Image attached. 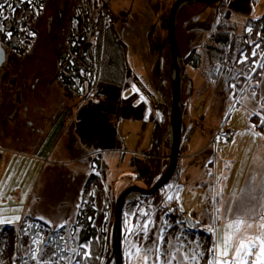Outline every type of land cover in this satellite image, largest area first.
<instances>
[{
  "label": "rangeland",
  "instance_id": "374dc122",
  "mask_svg": "<svg viewBox=\"0 0 264 264\" xmlns=\"http://www.w3.org/2000/svg\"><path fill=\"white\" fill-rule=\"evenodd\" d=\"M81 1L49 0L37 18L31 14L38 33L30 52L21 56L5 48L6 60L0 65V221L10 222H0L3 264H37L32 257L43 248L39 234L47 232L41 226L31 241L28 232L20 230L26 216L46 220L69 242L76 215L91 195L97 210L93 224L102 233L98 234V253L104 239L100 264H107L116 200L130 187L150 188L158 178L155 172L160 163L145 160L144 152L161 158L165 142L153 138L154 126L144 128L143 120L129 116L128 109L144 103L154 109L153 102L164 103L162 93L172 75L168 21L176 0H100L103 23L122 44L130 76L123 87L115 89L96 81L85 92L83 86L71 90L57 78ZM190 4L193 7L185 13L184 8L177 19L183 53L209 42L219 19L215 5ZM228 6L240 22L264 13V0H228ZM9 12L5 9L6 16ZM186 73L184 84L188 80L190 84L184 97L176 170L181 183L179 201L167 195L164 199L159 191L126 203L124 264H144V249H154L147 253L150 262L157 255L163 261L165 253L176 257L173 264L185 254H195L198 264L232 260L241 239L247 243L250 237L264 235V132L252 118L258 112L263 119L264 80L262 91L249 88L237 94L228 91L222 80L208 78L204 67L191 66ZM141 82L148 86L147 92ZM112 88L110 97L108 93L98 96L99 90ZM168 91L171 96V88ZM257 93H261L258 98ZM94 158L101 160L96 172L105 183L104 193L96 181L86 185ZM141 204L151 206L143 208L150 215L136 227L133 213ZM249 220L251 226L246 223ZM222 236L233 245L226 257L222 256ZM47 244L45 264L72 263L73 258L60 255L53 240ZM213 246L215 257L209 252ZM84 247L90 254L88 242ZM243 260L255 264L256 255H244Z\"/></svg>",
  "mask_w": 264,
  "mask_h": 264
},
{
  "label": "trees",
  "instance_id": "16d2710c",
  "mask_svg": "<svg viewBox=\"0 0 264 264\" xmlns=\"http://www.w3.org/2000/svg\"><path fill=\"white\" fill-rule=\"evenodd\" d=\"M48 1L36 0L37 6L42 5L40 14L44 12ZM213 5L217 7L219 19L213 30L211 40L204 46H193L186 53L182 52L183 60L187 65L185 73L191 66L204 67L206 76L216 81L222 80L228 91H235L237 94L243 89L249 88H256L259 92L262 91L264 80V13L259 17H244L243 21L240 22L236 18V12L229 8L228 0H220ZM12 7H16L17 11L13 13L6 5L5 9H9L10 12L6 16V20L1 21L5 24V33L11 31L12 36L7 38L4 34H0V41L7 50H12L22 56L26 52H30V48L35 42L38 32L33 25L32 17L34 16L35 19L38 15L34 14L32 7L27 3L17 6L15 0H12ZM103 19V14L100 12V0L81 1L79 10L74 17L75 24L68 36V50L60 58V70L59 74L57 73V78L63 86L76 91L81 90L83 86L85 92L87 88L91 90L96 81L103 85H112L111 87L115 89L126 84L130 74L123 46L115 38L112 28L105 27ZM31 32H35V35L32 36ZM93 38L96 41H93ZM27 41H30L31 44H28ZM238 60L243 61V63H239ZM141 85L144 86V91L147 92L148 86L143 82L140 83ZM186 85L183 87V100L187 90ZM113 88L109 92L106 91L109 97L112 95ZM169 88H171V82L168 84ZM117 95H119V92ZM256 96L257 98L260 97L261 93H257ZM261 101L264 103V96ZM154 103L164 104L153 102V108ZM150 108L149 103L141 104L138 107L132 106L130 107L131 111L128 109V115L142 118L145 114H148ZM257 113L252 118L257 124V129L264 132V115H262L263 119H259ZM100 166L101 160L94 158L91 166L92 171L89 173L86 185L96 181L98 188L104 193L106 190L105 183L96 172ZM176 173L171 182L160 190L163 191L172 186L176 187V192L172 195L173 200L177 198L181 190L180 184L178 186L172 184ZM166 194L167 192H164L161 196L164 198ZM94 203L95 196L91 195L80 207L72 225L69 242L67 236L59 234L58 228L52 227L46 220L36 216H26L20 228L21 233L28 232V238L33 241L38 236L39 228L43 226L47 233H43L45 235L39 234V237L42 241L45 239L46 242L53 240V245L59 248L60 255H64L66 260L73 258L71 264H100V257L104 252L102 250L104 239L100 241L101 253H98V234L101 232L93 224L97 213ZM144 206L147 209L151 207L147 204H141L138 208L136 206L134 210L136 227L141 222H145L150 215L148 211H143ZM127 217L128 215L124 214L123 237L128 234L124 231V221ZM106 223L107 221L103 223V228L106 227ZM85 242H88L91 246L87 258L82 255L87 253L84 247ZM77 253L81 254L78 255ZM73 254L74 257H72ZM28 258L31 259L30 253L25 256V259L29 261Z\"/></svg>",
  "mask_w": 264,
  "mask_h": 264
},
{
  "label": "water",
  "instance_id": "95a60500",
  "mask_svg": "<svg viewBox=\"0 0 264 264\" xmlns=\"http://www.w3.org/2000/svg\"><path fill=\"white\" fill-rule=\"evenodd\" d=\"M220 0H176L173 4L168 21V44L171 51V125H170V142L171 154L169 164L165 173L150 187L144 188L140 186H133L123 191L116 200V215L113 225V241H112V254L107 264L115 260V264H124V251H123V218L125 212V205L133 193L139 195H153L159 192L164 186L171 182L179 165L180 150L183 137V87L185 82V71L187 65L183 60L182 51L179 47L177 37V15L180 8L189 2H201L204 4H215ZM6 60V49L0 41V65ZM176 73V78H174ZM187 85L190 82H186ZM187 87V86H186ZM191 88V86H190ZM191 224V219H187Z\"/></svg>",
  "mask_w": 264,
  "mask_h": 264
},
{
  "label": "snow or ice",
  "instance_id": "6c2138e0",
  "mask_svg": "<svg viewBox=\"0 0 264 264\" xmlns=\"http://www.w3.org/2000/svg\"><path fill=\"white\" fill-rule=\"evenodd\" d=\"M17 6L22 5L24 3H27L30 7H32V10L35 15L40 14V9H42V5L37 6L36 0H15ZM8 6V8L11 9L13 13L17 11L16 7H12V0H0V21L6 20L5 15V6ZM26 19V16L24 17ZM0 34H4L7 38H11L12 32L8 31L5 33V24L0 23ZM32 36L35 35V32L30 33ZM255 55V53H253ZM247 59V58H245ZM239 63H243V61H239ZM229 212H231V209H228ZM259 218V217H257ZM17 220L20 219V217H16ZM3 223H9L10 221H0ZM240 220H237V223H239ZM246 223L251 226V221H246ZM231 225L226 226L225 231H227ZM147 229H142V231H146ZM34 243H37V241H34ZM159 243V241H157ZM221 243L224 245L222 249V256L226 257L228 250L233 247L231 243L228 242V240L222 236L221 237ZM83 247V246H81ZM49 245L46 241H43V248L36 250L38 252V255L33 256L32 259L37 261V264H45L46 258L49 256ZM258 249V251H257ZM140 251V249H137ZM145 255L142 257L144 264H173L174 261H176V257L165 253L166 259L163 261L161 260L160 256L157 255L155 261L150 262L148 259L147 253H151L154 251V249H144ZM236 255L232 260L223 259L219 262H217L215 259L210 261L209 264H241L244 255H247L248 257H251L253 254L256 255V261L255 264H264V235L261 236H253L250 237L248 242L245 243L243 239L239 241V247L235 249ZM209 252L213 257L216 255V248L213 246L211 249H209ZM52 254H55V251L52 250ZM80 255L81 253H77ZM85 258H87V253H83ZM202 258V256H201ZM186 261H190L191 264H198L197 256L195 254H185L183 257H181L180 261L176 262V264H185ZM0 264H3V261H0ZM23 264V262H22ZM243 264H248L247 260H243Z\"/></svg>",
  "mask_w": 264,
  "mask_h": 264
},
{
  "label": "crops",
  "instance_id": "0c3cea01",
  "mask_svg": "<svg viewBox=\"0 0 264 264\" xmlns=\"http://www.w3.org/2000/svg\"><path fill=\"white\" fill-rule=\"evenodd\" d=\"M192 4L189 3H185L179 10L178 15H180V13L182 12V10L184 9V13L187 10H190L193 6H191ZM178 15H177V19H178ZM108 92V91H107ZM162 98H163V102L164 105L168 106V109L165 110H155L150 108L148 114H145L141 120H143V125L144 128H146L147 124H151L154 126V135L153 138H160L162 141L165 142V146H166V150H164V153L162 155L161 158L155 156V155H151L150 152H148V150H145L144 152V158L145 160H148L150 162H154L156 165H158L159 163V168L158 171H156V177H158L154 183L165 173L168 164H169V158H170V154H171V148L169 146V142H170V125H171V111L169 109L170 107V95H169V91L168 88L164 89V92L162 93ZM170 118V119H169ZM169 127V130H168ZM180 160V159H179ZM93 161V160H92ZM91 161V163H92ZM141 164V163H140ZM178 169H179V165H178ZM180 173L177 174V176L175 177V179L172 181V184H174V186H178V184L181 185V183L178 182V178ZM153 183V184H154ZM152 186V185H150ZM176 188V187H175ZM175 188L169 187L168 189H165L162 191L161 194H163L164 192H167V196H171V200H172V195L176 192ZM172 190V191H170ZM180 193V191H179ZM178 197V196H177ZM176 200V199H175ZM178 201H179V197H178ZM78 214V213H77ZM77 216V215H76Z\"/></svg>",
  "mask_w": 264,
  "mask_h": 264
},
{
  "label": "built area",
  "instance_id": "2783aa9c",
  "mask_svg": "<svg viewBox=\"0 0 264 264\" xmlns=\"http://www.w3.org/2000/svg\"><path fill=\"white\" fill-rule=\"evenodd\" d=\"M141 88H142L143 90H145V88H144L143 85H141ZM106 94H107L106 91H103V90H99V91H98V96H100V97H105ZM154 108L164 110V109H167L168 106H166V105H164V104L154 103ZM249 262H250L249 264H252V261H251V260H250Z\"/></svg>",
  "mask_w": 264,
  "mask_h": 264
},
{
  "label": "bare ground",
  "instance_id": "6f19581e",
  "mask_svg": "<svg viewBox=\"0 0 264 264\" xmlns=\"http://www.w3.org/2000/svg\"><path fill=\"white\" fill-rule=\"evenodd\" d=\"M173 75H174V78H176V73H174ZM139 196H140L139 193L136 192V193H133L130 198L136 199Z\"/></svg>",
  "mask_w": 264,
  "mask_h": 264
}]
</instances>
